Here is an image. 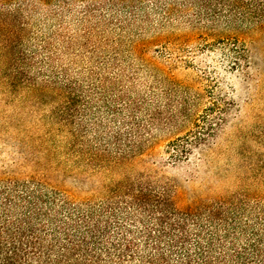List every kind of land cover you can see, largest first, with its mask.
<instances>
[{
	"label": "rangeland",
	"instance_id": "1",
	"mask_svg": "<svg viewBox=\"0 0 264 264\" xmlns=\"http://www.w3.org/2000/svg\"><path fill=\"white\" fill-rule=\"evenodd\" d=\"M123 1L0 0V16L15 17L13 35L0 29V179L92 204L153 182L182 209L264 206V30L245 37L243 60L233 42L187 23L198 11L188 1ZM63 4L73 17L59 24L48 14ZM65 70L84 91L76 124L56 118Z\"/></svg>",
	"mask_w": 264,
	"mask_h": 264
},
{
	"label": "trees",
	"instance_id": "2",
	"mask_svg": "<svg viewBox=\"0 0 264 264\" xmlns=\"http://www.w3.org/2000/svg\"><path fill=\"white\" fill-rule=\"evenodd\" d=\"M175 1L193 4L198 11L187 23L196 21L206 37L218 33L220 40L233 42L243 60L245 37L264 30V0ZM59 11L48 16L59 24L64 23L63 13L73 17L69 4ZM98 11L91 8L89 13L96 16ZM172 11L168 6L163 14L169 18ZM14 26L15 17L0 16V29L11 31ZM84 33L88 42L93 30ZM58 39L71 45L65 36L58 34ZM91 49L99 50L96 44ZM62 74L56 118L61 124H76L84 91L66 70ZM132 191L128 197L119 195L118 201L92 204L77 202L36 179H0V264H264V206L230 198L182 209L168 185L144 182Z\"/></svg>",
	"mask_w": 264,
	"mask_h": 264
}]
</instances>
